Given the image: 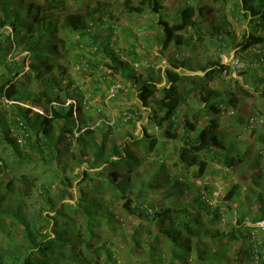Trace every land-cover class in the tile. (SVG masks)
<instances>
[{
    "label": "trees",
    "instance_id": "1",
    "mask_svg": "<svg viewBox=\"0 0 264 264\" xmlns=\"http://www.w3.org/2000/svg\"><path fill=\"white\" fill-rule=\"evenodd\" d=\"M7 1L0 0V27H11L12 39L26 55L21 62L8 60L7 55L15 42L0 32V100L5 98L8 101L5 106H0V125L6 126L0 133V145L11 148L16 160L28 150L43 154V162L55 166L66 152L81 171L76 184L67 174L57 175L60 187L52 197L50 183L38 184L27 172L10 174L7 161L0 157V181L10 177L3 188L0 185V238L4 240V244H0V264H118L117 246L105 240L109 235L115 238L118 234L132 252L147 257L132 264H178L181 261L186 264L194 255L201 264L218 263L208 245L217 244L222 239H226V243L217 249L219 253L236 241L239 242L238 253L248 255L250 259L258 256L259 264H264V233L252 227H246L244 233L240 229L249 221L246 216L250 214L245 207L247 203L241 201L242 184L235 183L226 191L225 201L229 206L239 200V206L243 207L229 230L206 227L201 220L204 215L212 225L221 219L220 207L213 199L210 186L203 185L205 193L196 191L189 202L180 200L183 187L188 188L185 181L190 178L204 180L210 156H214L213 161L219 159L225 170H231L237 164L244 168H258L257 161L264 163L261 126H258L261 130L256 134L254 148L241 140L242 136L227 140L221 134L218 119L224 113L223 109L240 117L238 109L252 98V92L238 82L233 89L225 91L213 85L216 77L229 73L228 66L211 62L202 68V76L186 78L177 72L185 69L184 61L175 59L168 68L157 72L150 67L143 75L134 68L136 64L132 60H121L122 46L113 50L118 43L115 25L120 17H143L146 12L159 15L163 10L160 0H119L115 5L96 0L94 5H85L74 11L65 0H15L14 6L24 1L29 5L23 17L14 19L11 18L14 12L6 7ZM211 1V5L203 7L186 4L179 11L177 23L157 19L156 26L161 32L158 42L163 52L171 45L175 52L180 47L190 46L195 42L194 35L202 39L205 31L199 19H208L209 37L215 39L221 49H228L229 39L233 36L227 17L229 12L235 19H249L251 29L237 46L241 51L238 61L242 68L234 66L235 69L246 70L248 59L259 63L264 71V35L258 34L260 28L264 30V0ZM104 28L108 33L98 42L100 36L96 31ZM66 33H78L92 41V52L73 56L77 64L74 71L84 72L86 68L100 64L103 54L109 59L105 65L111 76L115 73L124 75L141 106L151 110L152 114H162L161 120L168 123L163 138L177 139V170L163 171L164 161L159 159L158 166L150 168L152 172H149L146 163H150L152 155L156 156L154 158L160 156L155 152L160 138L149 135L145 127L141 136H134L131 132L122 136L120 128L134 124L132 112L124 111L117 117L113 114L106 116L104 111L91 104V96L83 93V83H77V77L69 72ZM3 39L6 40L4 44ZM132 50L126 56L135 55ZM255 54L257 58L253 57ZM27 60L30 64L26 67ZM100 81L103 88L110 84L103 76ZM259 82L261 85L264 81ZM110 86L114 91L113 81ZM118 86L121 93L128 91L121 84ZM103 91L105 89L98 90L100 96ZM194 93L196 104L209 118L205 126L198 128L184 112L182 131L175 136L173 131L180 126L178 109ZM262 95L264 98V92ZM157 96L159 100H156ZM25 103L30 107H24ZM33 107L40 108L42 113L34 112ZM7 115L8 125L1 117ZM91 115L100 117L97 124L88 123ZM250 117L246 119L248 124ZM259 119L263 124L264 117ZM161 120L156 124L159 129L164 123ZM118 136L116 145L114 140ZM137 150L142 151L141 160L136 156ZM252 155L256 161L250 160ZM84 164L87 166L82 168ZM53 169L58 173L67 168L61 165ZM182 170L189 172L190 177L180 176ZM257 172L250 192L254 205L262 206L264 173ZM71 189L76 198L74 202H65L70 198L66 191ZM35 190L42 204L29 214L27 200ZM6 194L13 196V202L8 205L5 204ZM154 196L165 200L155 202ZM252 216L250 223L259 220L256 214Z\"/></svg>",
    "mask_w": 264,
    "mask_h": 264
},
{
    "label": "rangeland",
    "instance_id": "2",
    "mask_svg": "<svg viewBox=\"0 0 264 264\" xmlns=\"http://www.w3.org/2000/svg\"><path fill=\"white\" fill-rule=\"evenodd\" d=\"M39 1V0H37ZM105 2H109L112 4H116V1L119 0H101ZM121 1V0H120ZM163 6V10L159 15H152L149 12H146L143 17H129L127 15L120 17L118 23L115 27V36L118 38L117 45L113 47L114 51H117L120 46L121 49L124 50V53L121 55V60L125 61L128 58L137 65H135V69L139 72H142L143 75L148 73V68L152 67L154 72L158 70H163L170 66V62L175 59L178 61H184L186 63L185 69H179L177 72L182 73L186 78H192L196 76H202V68L205 64H209L211 62H219L221 65L228 66L229 73L225 76L222 75L221 78L216 77L213 81V85L219 87L220 89L230 90L233 89L236 82L240 83L243 88L248 89L252 92V98L250 101L243 103L240 106L239 113L240 117L231 115L229 109H223L224 113L219 117V121L221 124V134L225 136V139L232 140L236 139V137L242 136L243 139L248 144H252L253 148L255 146V138L256 134L263 132L262 141L260 140V145L264 141V126L262 121L259 119L260 117L263 119L264 117V98H262V94L264 92V82L259 85V80L264 81V71L259 63L246 60V70L239 71L235 69V67L241 69L242 63L238 61V58L241 54V51L237 46H239L241 38L244 34L250 33V25L249 19H243L242 17H238L235 19L233 16L228 13V19L230 21V32L233 35L229 39L230 47L228 49H221L217 44L215 39L209 37L210 25L208 19H199L201 25L204 28L205 33L203 34V38L200 39L197 35H194L195 42L191 43L188 47H180L178 52H175L176 49L169 47L167 50L163 52L161 49V45L158 42L160 38V30L156 26V21L158 18H162L163 20L169 23H177L178 22V14L179 11L186 5H194L198 6H206L211 5V0H160ZM68 7L71 11L81 9L85 5H94L96 0H65ZM15 0H8L7 6L14 12L12 19L16 17H23L26 14L27 5L29 3L24 1V3L14 6ZM231 3V0H230ZM230 10V5L227 7ZM0 32H3L5 36H9V40L12 39V30L11 27L6 25H2L0 27ZM99 34L98 42L101 41V36L107 35L108 31L106 28L99 29L96 31ZM259 35H264V30L262 28L259 29ZM65 37L68 41L69 47V72H71L72 76L77 77V83L82 82L85 88L83 87L84 95H90L92 100V105L97 106L101 109V112H105L106 116L111 115L117 117V115L121 114L124 111H130L134 117V124L131 127L120 128V135H124L126 132L134 133V136H141L142 128L145 127L146 132L149 135H153L155 137H159V144L155 147V152L160 153V156L154 158L156 156L152 155L150 158V163H146V169L149 172H152L150 168H156L159 164V159L164 161V170L163 171H172L178 167L176 160V150L177 147V139H169L163 138L165 128H167L168 123L166 121L161 120L162 114L157 113L152 114L151 110H147L141 106L139 103L135 90H131L128 82L125 80L124 75L115 73L114 76H111V71L105 65V62H109V59L103 54L100 56V64L93 65L94 67L86 68L87 71L79 72L74 71L77 67V64L74 61L75 54H82L87 52H92L91 48L92 41L88 40L86 37L79 36L78 33H66ZM5 39H3L2 44H4ZM15 42V40H14ZM78 43V45H77ZM87 44H90V47H87ZM264 45V43H263ZM133 47V50L131 47ZM110 49V48H108ZM132 50L133 56L128 57L126 53H130ZM178 53V55H176ZM26 53L22 52L21 46L15 45L12 46L11 53L7 55L8 60H15L17 62H21V58L24 57ZM118 55V53H117ZM136 57L133 58V57ZM257 58V54L253 56ZM131 58V59H130ZM26 67L30 64V61H26ZM109 64V63H107ZM235 66V67H234ZM25 67V68H26ZM85 73V74H82ZM244 74V75H243ZM106 77L111 84V81L114 82L115 90L111 93L109 86L103 88L101 86V78ZM103 80V79H102ZM121 86L128 91L125 93H121L118 89V85ZM33 85V84H32ZM165 83H162V86ZM103 91V94L100 96L98 90ZM89 92V94H88ZM98 92V93H96ZM196 94H190L188 99L183 102V105L178 109L179 117L178 124H180L179 128L174 130L173 134L178 136L182 131L181 122L183 120L184 112H187L189 115V120L191 123L196 124L198 128L205 126L208 116L205 114L202 107L196 104ZM160 97L157 96L156 100H159ZM7 99L0 100V106H5L7 104ZM91 105L90 108L93 106ZM24 107H30V104L25 103ZM4 108V107H3ZM32 110L34 112L42 113V110L37 107H33ZM158 111V108L156 109ZM0 113H2V107H0ZM250 117V123L248 124L246 119ZM254 116H259L255 118ZM4 122H7L8 125L9 116H1ZM99 117V116H98ZM97 116L91 115V118L88 119L89 124H97L98 118ZM100 118V117H99ZM98 120V121H97ZM149 120V121H148ZM163 121V127L161 129L156 127L158 121ZM93 126V125H90ZM258 126L262 128L258 130ZM6 126L0 125V133H3ZM257 130V132L254 131ZM254 131V132H253ZM178 138V137H177ZM116 145L119 143V136L114 140ZM142 151L137 150L136 156L141 160L142 159ZM0 157L7 161L9 165L10 174L18 175L22 173H31L33 175V179L39 184L41 182H46L51 184L52 189V197L57 194V190L60 187L59 179L56 176H62L67 174L70 177L71 181L76 184L78 182L79 173L81 169L78 166H75L74 161L71 159L69 155L64 152L60 157V162L57 166L55 165H47L44 160V155L39 154L37 152L25 151L23 155L19 157L18 160L13 156L12 149L5 146L0 145ZM214 157V156H213ZM213 157H209V167L207 169V174L204 177V180H191L185 181V186L188 188H184V193L180 200L182 202H189L191 200L192 194H195L196 191L205 193L202 186H210V190L212 192L213 199H216V204L220 207L221 219L218 222H214L212 225L208 222V219L205 218L204 215H201V220L205 223L206 227H210L212 229H217L219 231L229 230L232 225L235 223V218L237 217L239 210L243 209V207L239 206V200L232 207L225 201V195L227 188L235 183L242 184L243 194L242 199L246 205L245 207L250 210V214L246 216V219L249 221L244 222V224L240 227L241 231L244 233L246 227H250L255 223H250V219L253 218L252 215L259 216V219L262 218V206L254 205L253 196H251L250 190H253L251 182L253 181V177L258 170H261L264 173V163L263 161H257L256 167L244 168L240 167L239 164L235 165L231 170H225L219 164V159L213 161ZM252 161H256L254 155H252ZM251 161V162H252ZM66 166L65 171L55 172L53 168L59 166ZM176 165V166H175ZM242 165V164H241ZM87 164H84L82 168H85ZM215 168V169H214ZM244 168V169H242ZM177 170V169H176ZM187 175L190 177L189 172L180 171V176ZM10 177H6L3 181H0V185L3 188L5 184L8 183ZM181 181V180H180ZM179 181V182H180ZM182 189V190H183ZM66 194L70 195V198L66 199L65 202H74V198H76L75 192L71 189L66 191ZM38 191L35 190L32 192L30 197L27 200V204H29L30 211L29 214L34 213L36 209L39 208V205L42 204L41 199L37 197ZM71 196L73 199H71ZM165 198V197H164ZM158 196H154L153 200L155 202H162L164 200H159ZM38 201V205L36 204ZM13 202V196L11 194H6L5 204H10ZM215 202V201H214ZM253 205V206H252ZM236 213V215H234ZM9 221V220H8ZM260 235V234H259ZM258 235V236H259ZM105 240L110 241L113 246H117V255L116 260L118 264H132L133 262L141 261L146 259V255L137 254L136 251L132 252V249L128 246L126 242L122 241V237L118 234L115 238L112 236H108ZM4 244V240L0 238V244ZM226 243V239H222L217 244H209V250L212 249L211 252L217 258L218 263L213 264H259L258 259L255 257L250 259V256L243 255L238 253L239 250V242L234 241L232 245H226L224 251H217L218 248ZM230 243V242H229ZM235 245V247H233ZM246 249L248 248V242L244 244ZM264 251V249H263ZM146 257V258H145ZM247 257V260H246ZM258 257V256H257ZM182 262V261H181ZM178 262V264H184ZM258 262V263H257ZM186 264H201L197 262L196 256H192Z\"/></svg>",
    "mask_w": 264,
    "mask_h": 264
},
{
    "label": "built area",
    "instance_id": "3",
    "mask_svg": "<svg viewBox=\"0 0 264 264\" xmlns=\"http://www.w3.org/2000/svg\"><path fill=\"white\" fill-rule=\"evenodd\" d=\"M111 93H113V90H111ZM250 227L254 229H258V231H260L261 233H264V204L262 207V218L259 219L257 222H255V224L251 225ZM255 259L257 260L258 257L255 256Z\"/></svg>",
    "mask_w": 264,
    "mask_h": 264
}]
</instances>
